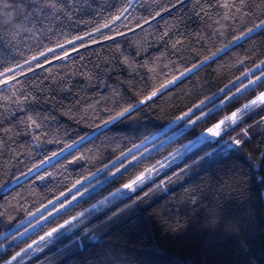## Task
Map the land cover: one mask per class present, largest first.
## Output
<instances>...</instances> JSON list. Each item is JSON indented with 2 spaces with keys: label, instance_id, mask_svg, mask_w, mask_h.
<instances>
[{
  "label": "trees",
  "instance_id": "obj_1",
  "mask_svg": "<svg viewBox=\"0 0 264 264\" xmlns=\"http://www.w3.org/2000/svg\"><path fill=\"white\" fill-rule=\"evenodd\" d=\"M50 2L0 0V71L17 64L27 68L26 60L43 62L17 77V89L31 97H21V105L4 99L13 93L0 85V244L9 249L0 252V264L56 226L53 217L31 231L40 217L22 223L65 195L63 204L80 198L55 215L57 223L84 213L82 223L67 234L79 233L71 258L61 254L60 241H53L25 256L24 264H264V107L244 115L219 143L186 150L264 91L238 92L248 83L246 73L264 67V33L237 39L264 19V0H248L255 15L237 19L222 18L216 0L202 16L195 14L196 0H135L134 19L123 23L110 18L124 0H56L51 11ZM208 2L200 0L206 7ZM156 12L160 15L150 19ZM144 18L150 23L136 27ZM105 23L109 27H102ZM76 36L82 39L73 41L74 48L68 40ZM213 53L218 55L209 61ZM190 68L134 117L105 125L119 105L138 103L146 92ZM229 96L233 99L217 108ZM25 112L40 119L39 141L32 139V129L12 137L3 132L23 128ZM186 112L201 119L177 122ZM159 132L147 145L150 152L127 170L98 186L99 175L86 183L113 162L145 153L134 149ZM81 137L87 139L64 151ZM233 138L242 140L241 146L222 151L225 140ZM130 149L134 152L125 157ZM54 152L64 154L48 160ZM37 165L36 172L29 171ZM149 168L152 172L134 185L135 191L113 195ZM179 176L188 179L175 184ZM107 225L112 227L93 237ZM22 232L20 241L8 239Z\"/></svg>",
  "mask_w": 264,
  "mask_h": 264
},
{
  "label": "snow or ice",
  "instance_id": "obj_2",
  "mask_svg": "<svg viewBox=\"0 0 264 264\" xmlns=\"http://www.w3.org/2000/svg\"><path fill=\"white\" fill-rule=\"evenodd\" d=\"M180 3H184V0H180ZM172 7H176L175 4L172 5ZM213 7L210 0L207 3V7L204 3H200V0H196V15H207L208 11ZM134 8H135V0H124V3L121 5V7L117 10L116 14L111 16V21H121L122 23L134 19ZM223 9L224 12L221 14L222 18L224 19H237L240 16H247L249 13H251L253 16L255 13L253 12L252 5L248 3V0H216V10L219 12V9ZM57 9V2L56 0H51L50 2V11ZM169 9H165L167 11ZM160 13L156 12L155 16H152L150 19H155L156 16H159ZM149 18H144L141 21L136 22V27H143L144 24L150 23ZM102 27H109V24L105 23ZM134 29L129 28V31H133ZM96 31L99 32L100 28H96ZM257 33H264V19H260L258 22L254 23L252 27L247 28V30L243 33L242 37H237V39H243L244 37L252 38ZM123 35V33H120ZM86 35L91 36V33H86ZM103 35V33H101ZM82 39L81 36H76L73 39L68 40V43H73L74 40H80ZM104 39H113L112 35H106L104 36ZM95 42V41H93ZM175 43H179V41H176ZM60 48H64V44L59 43L57 45ZM73 47L75 48L76 45L73 43ZM53 49L49 48L48 51H52ZM220 52L225 51V49H220ZM68 50L65 49L64 55L67 56ZM41 55H44V53H41ZM218 53H213L212 56L208 57V60H212ZM59 58V57H57ZM37 58L33 56L31 60H36ZM124 63L128 64L127 58L124 59ZM204 63H207V61H204ZM25 64H27V68L24 67V65L17 64L15 66H8L6 70L0 71V85H7V88L5 89L6 92H12V97H5L4 99L10 100L11 103L16 105H21V97L23 99H30L31 97L28 95L27 92L21 91L17 89V85L21 83L17 79L18 76L24 75L25 71H32L34 68L38 66H42V61H37V64H32L30 60H26ZM264 64V62H262ZM131 67V65H129ZM194 67L199 68L200 65H195ZM257 69H259V73L256 72L254 69L252 72L246 73L245 75L248 77V83L245 84L244 89L251 88L252 91H256L257 89H264V67L262 65H257ZM154 69L149 68L148 71H153ZM193 69H187L185 71H180L179 75L173 77L172 79L168 80L167 83L160 87H154L150 92H146L145 95L138 101V103H131V104H124L119 105L118 110L115 111L111 118L106 120L104 123L105 125L113 123L116 120L121 119H131L135 116V114L139 111H141V105L146 104L148 101H151L153 97L157 96L158 93H160L164 88L168 87L169 84H174L176 80L180 79L183 76L188 75L189 72H191ZM10 74V75H9ZM9 81H11L9 83ZM12 81H15L16 83H12ZM16 91H20V95H16ZM243 91V90H242ZM233 97L229 96L227 100L221 101V104L217 105V108H222L225 104L229 103ZM203 103V102H202ZM197 107H200L199 105ZM264 107V91H259L258 95L254 99H251L249 103H246L242 108H240L238 111H234L230 116H225L224 119L219 120L218 123H216L213 127H209L205 133L201 135V137L193 142L192 145L188 146L186 150L190 151L193 148L198 147L201 144H209L211 145L214 141L219 143L218 140L219 137L222 136V133L227 132L229 128H232L235 126L240 120L243 119L244 115H247L251 113L252 111H255L258 108ZM212 110L210 109L208 112H203V116L207 117L209 115V112ZM185 117H189V120H185ZM196 119H201V116L197 114ZM196 119H191L190 113H185L183 116L177 117V122L184 121L185 124H188L189 122L191 124L196 123ZM20 124L23 125V128H15L12 127L4 128L3 132L7 134L9 137L20 135V134H29L28 129H32L31 136L34 141H39L41 139L40 135L38 134V131L41 129L42 125L40 123V119L38 117H34L33 115H28L27 112H25V117L20 120ZM222 126H224L222 128ZM184 129H181L178 134H182ZM243 135L245 137L248 136V129L244 128ZM87 137H81L79 141H76L73 144L67 145V148L64 149V151H68L69 149L75 148L77 144H81ZM242 144V140L233 138L231 141L225 140L222 151H228L231 147H240ZM4 147L3 141H0V148ZM137 148L140 146L137 145ZM132 151L131 149L129 150ZM63 152H54L52 156L48 157V160H51L53 158H56L60 155H63ZM124 156H128V153H124ZM135 157L129 158V163L132 162V159ZM175 158V157H173ZM44 163H47V161H44ZM161 167H163V163H161ZM39 168V165L36 166V168H32L29 171L30 172H36ZM125 170H127L125 168ZM117 172L120 171L119 167L116 169ZM152 172V169H145L144 172H142L140 175H138L135 179H132L130 183L124 184V189H128L130 191H135L136 188L133 187L134 185H138V182L142 183L145 178V173L150 174ZM27 175V173L25 174ZM113 177L116 176V173H112ZM41 180L44 179L43 176L39 177ZM150 178V176H149ZM17 180L20 179V177H16ZM3 188V185L0 184V189ZM118 193H120V190L118 189ZM118 193H113L114 196H116ZM84 193H81V196ZM76 199V197H73V200ZM71 203V201H69ZM101 204H104L105 201H101ZM2 207V206H0ZM66 206L62 203L60 205V208H65ZM96 206L94 205V208ZM60 208H57V212H59ZM4 215L3 211H0V216ZM49 216L53 217L52 223L56 226L51 227L49 230L46 231L45 235H42L40 237L39 241H34L33 244H28L26 248H22L21 251L16 252L14 255L11 256L10 259L4 260L3 264H24V257L30 256L29 250L31 249L32 253L40 252L44 250V247L50 245L53 243V241H60L63 245L61 249V254H67L69 258H71L73 253V247L74 245L72 242L75 240V238L79 235V233H76V235H67L69 233L74 232V230L78 227L79 224L82 223V217L84 216V213L81 212L79 216H72L70 219H65L63 223H57L55 219V214L52 212L48 213ZM47 219V217H45ZM25 233L22 232L20 236H16L15 233H11L8 236V239L20 241L24 237ZM3 237H0V240H2ZM18 246V245H17ZM5 250H9L7 245L0 244V252H3Z\"/></svg>",
  "mask_w": 264,
  "mask_h": 264
},
{
  "label": "rangeland",
  "instance_id": "obj_3",
  "mask_svg": "<svg viewBox=\"0 0 264 264\" xmlns=\"http://www.w3.org/2000/svg\"><path fill=\"white\" fill-rule=\"evenodd\" d=\"M242 90H244V87H243V89L239 90L238 92L240 93ZM201 106H203V105H200V107H201ZM200 107H199V108H200ZM222 128H223V126H222ZM160 134H161V132L155 134V135L152 136L151 138H149V139H147L146 141H144L143 143L139 144L140 147H139V148L136 147V148L134 149V151L136 152L137 150H139V149H141V148H144L145 153H143V154L140 155V156L135 157V158L132 160L131 163H129V161H127V162H125V163L122 164V160H123V158H121V159H119V160L113 162V163L110 164L109 166H107L105 169H103V170H102L100 173H98L97 175H95V176H93L92 178H90L89 180H87L86 183H87V182H90V181L93 180L96 176L99 175V176H101L100 181L97 183V185H95V186H98V185H100V184L106 182L108 179L112 178V177H113V175H112L113 172H115L116 174H119V173L123 172V171L125 170V168L127 169L131 164H133L134 162L138 161L143 155L148 154V153L150 152V150H149V148L147 147V145H148L150 142H152L156 137H159ZM200 137H201V136H200ZM200 137H198L197 140H198ZM197 140H195V141H197ZM195 141H193V142H195ZM193 142H191L189 145H187V148H188V146L192 145ZM187 148H186V149H187ZM134 151H131V152L129 151L128 154L130 155V154H132ZM125 157H126V156H125ZM125 157H124V158H125ZM118 167H119V169H120L119 172L116 171V169H117ZM112 168H114V171L111 172V169H112ZM195 173H196V172H194L193 174H195ZM23 178H24V177H23ZM23 178H21V179H23ZM21 179H19V180H21ZM186 179H188V176H179V177L176 179L175 184L180 183V181L182 182V181H184V180H186ZM95 186H94L93 188H95ZM133 187H134V186H133ZM93 188H91V190H92ZM126 190H127V189H124V188L120 189V193L117 192V193H118L117 195H123V194H125V193H126ZM84 195H86V193H84L82 196H84ZM65 198H66V195L63 196V197H61V198H59V199H56V200L50 202V203H49L46 207H44L42 210H40V211L34 213V214L31 215L28 219H26L25 221H23L22 224L24 225V224L30 222L32 219H34V218H36V217H40L41 219H39V222H38L37 224H35L33 227H31V228L28 229V231H31L32 229H35V228H37L38 226H40V225H41L42 223H44V221H46L47 219L52 218V216H49L48 214H47V215H44V213H45L47 210L52 209V210H50V212L54 213L56 216H57V214L59 215L60 212H62V211L64 210V208H60V203H62V201H63ZM79 198H80V196H76V199H74V200H73V199L70 200L71 203H69V201H68V202H66L64 205H65L66 207H68V206H69L70 204H72L73 202H76ZM66 207H65V208H66ZM96 207H97V206H96ZM96 207H95V208L93 207V209H96ZM57 208H60L59 212L56 211ZM129 216H131L130 213H129V214H126L121 220H125V219L128 218ZM45 217H47V219H45ZM111 227H112V225L104 226L101 230H98V231H96L95 233H93V237L100 236V234H101V232H102L103 230H105L106 228L110 229ZM26 233H28V232H26ZM19 236H20V235H19ZM2 244L7 245V244H5V243H2ZM29 252L32 253V252H31V249L29 250ZM32 254H33V255H36L37 252H36V253H32ZM55 263H56V261H55V262H53V261H49V262H47V263H45V264H55Z\"/></svg>",
  "mask_w": 264,
  "mask_h": 264
}]
</instances>
